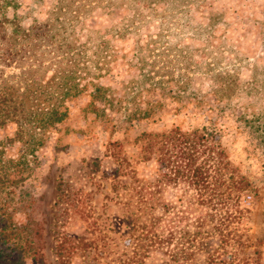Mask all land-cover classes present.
I'll list each match as a JSON object with an SVG mask.
<instances>
[{
	"label": "rangeland",
	"instance_id": "374dc122",
	"mask_svg": "<svg viewBox=\"0 0 264 264\" xmlns=\"http://www.w3.org/2000/svg\"><path fill=\"white\" fill-rule=\"evenodd\" d=\"M10 1L8 17L16 15L23 26L45 19L54 2ZM73 1L74 7L79 2L83 12L99 17L105 25L101 34L122 35L112 40L117 63L124 62V68L130 61L146 72L155 70L157 77L188 76L201 90L209 88L211 74L232 73L243 87L239 101L249 102L255 111L264 109V0ZM133 70L137 75L138 69ZM194 123L184 115L164 113L157 122L124 132L83 123L74 113L66 131L43 149L40 163L16 195L17 202H31L30 234L44 264H122L132 254L136 234V179L154 181L162 174L155 159L141 160L135 137L141 131L160 133L175 124ZM12 131L11 124L0 128V141ZM221 142L234 177L248 179L257 189L212 206L200 203L183 181L165 185L156 197L167 205L170 248L178 246L184 253L179 263L167 257L164 264H206L210 254L215 264H232L234 259L264 264V167L234 124L228 123ZM16 153V147H9L6 156ZM6 243L0 241V247Z\"/></svg>",
	"mask_w": 264,
	"mask_h": 264
},
{
	"label": "trees",
	"instance_id": "16d2710c",
	"mask_svg": "<svg viewBox=\"0 0 264 264\" xmlns=\"http://www.w3.org/2000/svg\"><path fill=\"white\" fill-rule=\"evenodd\" d=\"M74 3L54 0L45 19L34 18L23 26L16 15L9 18L6 13L12 1L0 0V128L13 125L12 133L0 141V241L8 242L0 247V264H44L30 234L31 202H17L16 195L40 163L43 149L66 131L74 113L83 123L124 132L157 122L164 113L195 120L189 126L175 124L164 132L141 131L135 137L142 147L141 160L155 159L162 174L154 181L136 179V234L132 254L122 264H157L158 259L164 264L167 257L179 263L184 252L170 248L167 205L156 193L183 181L200 203L213 206L238 198L248 188L257 189L248 179L234 177L221 138L228 123L234 124L264 167V109L255 111L249 102L239 101L243 87L232 73L211 74L209 88L201 90L188 76L169 72L157 77L155 70L146 72L130 61L124 68V62L117 63L113 44L122 35L104 36L99 17ZM133 69H138L137 75ZM9 147H16L17 153L6 156ZM233 242L237 249L239 240ZM206 264H215L213 254ZM232 264L240 262L234 259Z\"/></svg>",
	"mask_w": 264,
	"mask_h": 264
}]
</instances>
